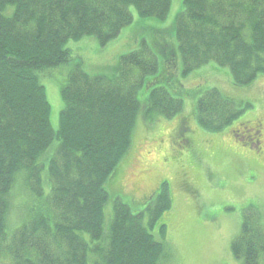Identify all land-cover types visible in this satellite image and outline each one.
<instances>
[{
  "label": "trees",
  "instance_id": "trees-1",
  "mask_svg": "<svg viewBox=\"0 0 264 264\" xmlns=\"http://www.w3.org/2000/svg\"><path fill=\"white\" fill-rule=\"evenodd\" d=\"M171 1L0 0V247L17 182L32 196L24 203L30 216L16 225L11 255L0 256V264H160L166 257L165 244L121 202L114 203L105 244L98 240L107 220L105 184L131 145L143 105L138 90L146 74L158 71L157 56L144 47L124 54L113 76L90 74L76 63L61 89L57 132L37 73L68 63L70 40L95 36L106 44L117 37L133 19L131 6L142 17L165 18ZM183 5L175 22L183 75L209 63L228 67L236 86L264 75V0H183ZM136 67L142 73L133 76ZM147 97L145 114L171 118L183 109V99L165 86L153 87ZM241 113L218 88L198 100V122L208 131H223ZM166 189L157 197L159 209L170 207ZM85 232L97 243L90 246ZM231 248L245 264H264V215L256 206L243 211Z\"/></svg>",
  "mask_w": 264,
  "mask_h": 264
},
{
  "label": "rangeland",
  "instance_id": "rangeland-1",
  "mask_svg": "<svg viewBox=\"0 0 264 264\" xmlns=\"http://www.w3.org/2000/svg\"><path fill=\"white\" fill-rule=\"evenodd\" d=\"M183 9L182 0H172L167 16L157 18L142 17L131 6L133 19L117 37L106 44L95 36L70 40L66 47L71 51V60L37 74L45 86L51 106L50 122L57 132L64 108L61 89L76 63L81 62L90 74L113 76L124 54L144 47L156 55L158 71L146 74L138 90L143 105L131 145L105 184L109 196L105 227L113 216L114 203L121 202L129 205L133 214H140L147 230L167 247L168 253L160 264H245L233 254L231 244L241 232L245 209L254 205L264 215V137L260 138V148L250 143L257 135L247 143L239 140L258 128L264 133V75L249 85L236 86L230 69L215 63L183 75L175 30L176 18ZM141 73L142 69L136 67L133 76ZM155 86H165L175 97L182 98L183 109L171 118L145 114V98ZM211 88H218L242 110L221 132L204 129L196 115L200 96ZM57 143V139L51 143L47 155ZM164 181L172 196L170 208L152 222L151 206L157 202L148 203V197ZM13 194L8 220L15 226L24 216H20L21 209L26 210V188L20 181ZM83 237L90 246L97 243L89 233H83ZM105 242L101 239L99 243ZM92 255L90 251L89 257ZM92 263L90 260L88 264Z\"/></svg>",
  "mask_w": 264,
  "mask_h": 264
},
{
  "label": "bare ground",
  "instance_id": "bare-ground-1",
  "mask_svg": "<svg viewBox=\"0 0 264 264\" xmlns=\"http://www.w3.org/2000/svg\"><path fill=\"white\" fill-rule=\"evenodd\" d=\"M183 1V0H182ZM261 147V146H260ZM260 147H257V148H260ZM79 157H81V155L80 154H77V156H76V158H78V159H80ZM112 173H114L113 171H112ZM111 173V174H112ZM76 176H77V179H80V169H79V167L77 166V168H76ZM116 176H113V178H115ZM13 192H14V189H13V191H12V193H11V198L14 196V194H13ZM30 191L29 190H27L26 189V195H27V199H32V196L30 195ZM11 202H12V200H11ZM157 205L156 206H151V210H152V222H155L156 220H158L161 216H162V213L164 212V211H166V208H160L159 209V207H157L158 205H159V202H157L156 203ZM156 207H157V209H156ZM26 208H27V206H26ZM159 209V211L157 212V210ZM28 211L27 210H24V209H21V213H20V216L21 215H24V216H22V218L21 219H19V220H27L28 218H27V216H30V213H27ZM8 218H9V216H8ZM61 223V222H60ZM61 224H63V223H61ZM64 225V224H63ZM16 225L15 226H12L11 225V223H10V220H7V222H6V225H5V231H6V238L4 239V243L2 244V246L0 247V256L1 257H4V258H8V257H10V255H11V253H10V255H9V252H8V250H9V246H10V244H11V241H12V238H13V234H14V232H15V229H16ZM110 235V233H109V228H106L105 227V225L103 226V236H102V238H99L98 240L100 241L101 239H105L106 237L108 238V236ZM1 240V239H0ZM1 242V241H0ZM99 251H97V254H100V251H102L101 249H98ZM10 251V250H9ZM15 253L13 252V255H14Z\"/></svg>",
  "mask_w": 264,
  "mask_h": 264
},
{
  "label": "flooded vegetation",
  "instance_id": "flooded-vegetation-1",
  "mask_svg": "<svg viewBox=\"0 0 264 264\" xmlns=\"http://www.w3.org/2000/svg\"><path fill=\"white\" fill-rule=\"evenodd\" d=\"M259 143H260L259 140H258V141H255V146L258 147V146H259ZM158 185H159V184H158ZM160 186H161V185H160ZM156 188H157V187H156ZM159 188H160V187H159ZM159 188H158V189H159ZM156 191H157V190H156ZM156 191H155V192H156ZM155 194H156V193H155ZM154 196H155V195H154V193H153V194H151V195L148 197V198H151V200H150L151 202H153V201L155 200Z\"/></svg>",
  "mask_w": 264,
  "mask_h": 264
}]
</instances>
